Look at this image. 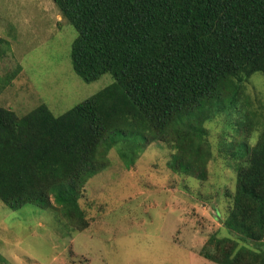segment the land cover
<instances>
[{"label": "trees", "instance_id": "obj_1", "mask_svg": "<svg viewBox=\"0 0 264 264\" xmlns=\"http://www.w3.org/2000/svg\"><path fill=\"white\" fill-rule=\"evenodd\" d=\"M54 2L78 32L76 74L88 83L111 74L114 82L60 116L44 104L24 115L0 106V201L11 209L61 207L69 221L83 220L81 189L110 165V150L130 167L158 139L176 150L171 169L202 177L204 122L234 110L245 83L264 75V0ZM250 106L243 110L252 139L261 122ZM247 149L238 153L225 226L249 246L234 241L220 257L206 255L219 264H264V128Z\"/></svg>", "mask_w": 264, "mask_h": 264}, {"label": "rangeland", "instance_id": "obj_2", "mask_svg": "<svg viewBox=\"0 0 264 264\" xmlns=\"http://www.w3.org/2000/svg\"><path fill=\"white\" fill-rule=\"evenodd\" d=\"M77 36L54 0H0V106L24 115L44 104L60 116L111 85V74L90 83L76 74ZM243 91L234 110L203 124L202 177L171 169L176 150L158 139L130 167L110 150V165L81 189L83 220L69 221L61 207L11 209L0 201V264H219L206 255L220 257L234 241L249 246L225 222L234 211L238 153L255 146L264 128V75ZM247 100L260 114L252 139ZM212 237L230 241L218 247Z\"/></svg>", "mask_w": 264, "mask_h": 264}]
</instances>
